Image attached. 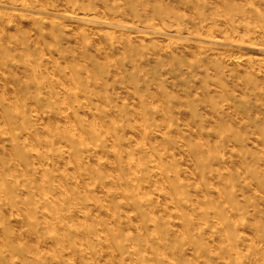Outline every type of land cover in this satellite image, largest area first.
Masks as SVG:
<instances>
[{
    "label": "clouds",
    "instance_id": "obj_1",
    "mask_svg": "<svg viewBox=\"0 0 264 264\" xmlns=\"http://www.w3.org/2000/svg\"><path fill=\"white\" fill-rule=\"evenodd\" d=\"M179 3L0 0V264H264V0Z\"/></svg>",
    "mask_w": 264,
    "mask_h": 264
},
{
    "label": "rangeland",
    "instance_id": "obj_2",
    "mask_svg": "<svg viewBox=\"0 0 264 264\" xmlns=\"http://www.w3.org/2000/svg\"><path fill=\"white\" fill-rule=\"evenodd\" d=\"M170 3L178 11L185 12V14L189 15V16L192 14L191 13V8L185 10L184 6L179 3V0H170ZM14 24H15V22L10 24L8 26V28L6 29V31H10L14 27ZM189 25H190L189 30H194L197 27V25L194 22H191V21L189 22ZM184 35L187 36L188 32L186 31L184 33ZM144 42L145 43H151L152 41L150 39H148V38H145ZM160 43L166 44L167 41L166 40H161ZM178 47H180L181 50H183L184 46L183 45H179ZM197 48H198V46L193 43L192 51H196ZM172 51L174 53H176L177 55H180V53L176 52V49H173ZM44 55H45V57L47 59H52L53 58V57H48L47 53H45ZM59 55L60 54H57V56L55 57L56 58V62L58 64L60 63ZM187 58H188L189 61H191L193 59L192 56H188ZM45 62H47V60ZM145 63L147 64L148 62H145ZM174 83L179 84V81H174ZM197 87H199V82L197 83ZM227 87L228 88H232V85H231L230 82L227 84ZM236 94H237L236 91H234L233 95L235 96ZM239 94L243 95L242 92H240ZM261 107H262V105L259 102H257L255 98H253V102L249 105V112L251 114H253V115H256V114H258L257 113V109L261 108ZM236 110L238 111L239 109L237 108ZM249 147L252 148L253 145L250 144ZM253 150H255V149L253 148ZM235 171L241 172L242 169L238 167V168L235 169ZM63 174H65V175H74L75 173H74L72 168H68L67 171L65 173H63ZM180 179H181V181H184V176L181 175ZM191 182L192 181H187V183H191ZM199 187H200L199 182H197V189H199ZM73 188H75V185H73ZM210 188L213 191H215V189L219 188V184H216V185H211L210 184ZM109 191H111L110 188H109ZM256 193L257 194H261L259 192V189L256 190ZM85 194L86 195H90L96 201L97 205L103 204L105 202L103 194L101 192L97 191V189L95 187H91L90 186L89 189H88V192L85 193ZM69 195H70V193H69ZM216 195H219V193L217 192ZM214 198H215V196H213V199ZM160 199L163 202L165 198L163 196H161ZM201 207H203V205H201ZM123 211L126 212L127 209L124 208ZM185 213H187V207H185L183 213H181V212L177 211L176 208L169 203V204H166L163 209H158L154 213V215L157 218H159V216H161V215H164L165 219L168 221V223L170 225L171 230L173 232H179V233L183 234L185 242H187L188 239H189V236H188V233L186 232V229L190 228V222L186 218V216L184 215ZM70 214L71 215H75V207H73L72 212ZM98 217H99V219L101 221L104 222L105 226H107L112 231H117L124 224L122 216L119 217V219L121 220V223L118 225L115 222L117 217L115 216L114 213H112V212H110L108 210H104V209L98 210ZM110 217H111V219H110ZM80 222L81 223H85V221H83V220H81ZM132 222H133V224L138 225V222L135 220L134 215H133ZM70 223L72 224L73 228L76 227V223L74 221H70ZM87 223L90 224V221L87 222ZM154 227H155V225L150 226V228H154ZM206 230L207 229H205V231ZM129 234L131 235L133 233H129ZM54 246L55 245L49 243V245L47 247H42L41 250H42V252H47L49 247H54ZM201 246H204V245L201 243ZM193 247H195V244L190 245L189 248L185 250V261H184V264H193V252H192ZM65 255H66L68 261L70 262V264H82V262L77 257H74V256H72L71 254H68V253H66ZM169 259H170V264H175L174 261H171V258H169ZM96 260H97V264H113L109 254L107 252H101L97 256Z\"/></svg>",
    "mask_w": 264,
    "mask_h": 264
}]
</instances>
